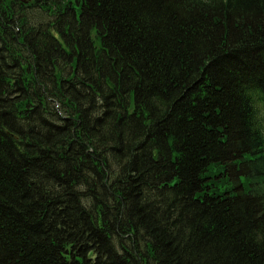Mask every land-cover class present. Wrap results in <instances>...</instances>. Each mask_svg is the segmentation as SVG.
<instances>
[{
  "label": "trees",
  "instance_id": "obj_1",
  "mask_svg": "<svg viewBox=\"0 0 264 264\" xmlns=\"http://www.w3.org/2000/svg\"><path fill=\"white\" fill-rule=\"evenodd\" d=\"M0 264H264V0H0Z\"/></svg>",
  "mask_w": 264,
  "mask_h": 264
},
{
  "label": "rangeland",
  "instance_id": "obj_2",
  "mask_svg": "<svg viewBox=\"0 0 264 264\" xmlns=\"http://www.w3.org/2000/svg\"><path fill=\"white\" fill-rule=\"evenodd\" d=\"M21 1V0H20ZM26 2H24V1H22L23 3H27L28 2V0H25Z\"/></svg>",
  "mask_w": 264,
  "mask_h": 264
},
{
  "label": "water",
  "instance_id": "obj_3",
  "mask_svg": "<svg viewBox=\"0 0 264 264\" xmlns=\"http://www.w3.org/2000/svg\"><path fill=\"white\" fill-rule=\"evenodd\" d=\"M21 1H24V2H26L25 0H21Z\"/></svg>",
  "mask_w": 264,
  "mask_h": 264
},
{
  "label": "bare ground",
  "instance_id": "obj_4",
  "mask_svg": "<svg viewBox=\"0 0 264 264\" xmlns=\"http://www.w3.org/2000/svg\"><path fill=\"white\" fill-rule=\"evenodd\" d=\"M40 28H43V27H40Z\"/></svg>",
  "mask_w": 264,
  "mask_h": 264
}]
</instances>
